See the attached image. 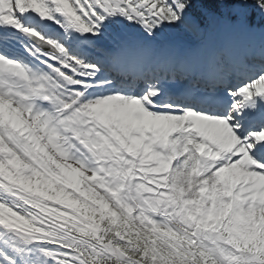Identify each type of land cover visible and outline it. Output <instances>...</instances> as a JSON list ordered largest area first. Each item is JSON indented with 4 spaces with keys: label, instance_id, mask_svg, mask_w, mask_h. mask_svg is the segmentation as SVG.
Returning a JSON list of instances; mask_svg holds the SVG:
<instances>
[{
    "label": "snow or ice",
    "instance_id": "obj_1",
    "mask_svg": "<svg viewBox=\"0 0 264 264\" xmlns=\"http://www.w3.org/2000/svg\"><path fill=\"white\" fill-rule=\"evenodd\" d=\"M0 264H264V0H0Z\"/></svg>",
    "mask_w": 264,
    "mask_h": 264
}]
</instances>
